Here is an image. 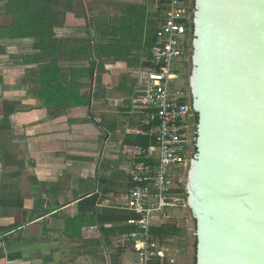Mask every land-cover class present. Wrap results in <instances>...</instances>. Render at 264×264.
<instances>
[{
  "label": "crops",
  "instance_id": "obj_1",
  "mask_svg": "<svg viewBox=\"0 0 264 264\" xmlns=\"http://www.w3.org/2000/svg\"><path fill=\"white\" fill-rule=\"evenodd\" d=\"M10 1L0 0V264H127L129 252L134 264L140 253L130 236L139 217L125 204L142 134L149 136L142 101L167 5L52 0L59 24L43 60L38 38L12 36L18 15L8 13ZM45 65L53 78L43 97ZM92 197L95 209L83 211ZM184 218L165 222L185 228ZM181 239L155 238L165 264H186Z\"/></svg>",
  "mask_w": 264,
  "mask_h": 264
},
{
  "label": "water",
  "instance_id": "obj_2",
  "mask_svg": "<svg viewBox=\"0 0 264 264\" xmlns=\"http://www.w3.org/2000/svg\"><path fill=\"white\" fill-rule=\"evenodd\" d=\"M191 9L185 94L198 123L184 180L196 264H264V0Z\"/></svg>",
  "mask_w": 264,
  "mask_h": 264
},
{
  "label": "built area",
  "instance_id": "obj_3",
  "mask_svg": "<svg viewBox=\"0 0 264 264\" xmlns=\"http://www.w3.org/2000/svg\"><path fill=\"white\" fill-rule=\"evenodd\" d=\"M164 21L159 24L150 47V67L145 82L144 109L148 135L156 147L140 149L131 171V191L125 204L135 212L138 233L131 235L140 253L134 264L164 262V251L156 243L153 228L166 223L170 211L186 209L185 171L193 137L194 115L185 89L174 84L186 71L193 33L191 0H169Z\"/></svg>",
  "mask_w": 264,
  "mask_h": 264
},
{
  "label": "trees",
  "instance_id": "obj_4",
  "mask_svg": "<svg viewBox=\"0 0 264 264\" xmlns=\"http://www.w3.org/2000/svg\"><path fill=\"white\" fill-rule=\"evenodd\" d=\"M52 0H11L8 3L7 11L11 14L18 15V18L15 20L13 26H11L12 36L14 38H38L39 44L37 45V49L41 51V55L43 60L45 59V54L48 50V45L51 47L54 44L52 39V30L53 27L57 26L59 22L52 20L54 17L51 16V10L47 7V3ZM169 0H161L162 4L167 5ZM13 6V7H12ZM49 41V42H48ZM150 54V53H149ZM52 66H44V69L41 72L40 83L43 85L44 90L42 91L43 97H45V89L51 84L52 81ZM188 70V63H186V71ZM57 75V82H58ZM56 80V79H54ZM56 82V81H55ZM76 105H83V100L80 101ZM194 121L198 123V117L194 115ZM141 141L144 143L139 147L148 148L151 145H156V141L154 137H150L146 135V130L142 134ZM184 195L187 197L185 186L182 189ZM97 197H92L86 201V203H81V209L85 212L92 211L95 209L97 204ZM82 206H85L83 209ZM134 219H137V216L134 215ZM153 235L155 238L160 239L163 242L166 238L176 237L178 239L183 238L187 235L186 229L183 227H177L176 224H172L168 222L163 224L161 227H154ZM196 240V239H195ZM196 246L197 240L194 244V263L196 264ZM152 264H161L160 261H154ZM162 264H165L164 262Z\"/></svg>",
  "mask_w": 264,
  "mask_h": 264
},
{
  "label": "rangeland",
  "instance_id": "obj_5",
  "mask_svg": "<svg viewBox=\"0 0 264 264\" xmlns=\"http://www.w3.org/2000/svg\"><path fill=\"white\" fill-rule=\"evenodd\" d=\"M189 69V66H188ZM174 88L176 91L178 90H182L183 88L185 89V91H187V89L189 88V83H188V71H184L182 72V74L180 75L179 79L177 80V82L174 84ZM176 215L178 216L179 220L182 221L183 217L184 218V222H180L182 224H184L185 229H186V233L187 235L184 236L181 240H179V242H181V245L183 246V248L180 249V253L179 256L182 255L180 257V259L182 261H185L186 264H193L194 263V244H195V237L192 236L193 230L195 229V224L191 221H188L189 219L187 218V212H183L181 210H175L170 211V215ZM178 223V224H180ZM185 245V247H184ZM128 258H127V264H129V262L131 261V259H133L135 257V253L133 252H129L128 254Z\"/></svg>",
  "mask_w": 264,
  "mask_h": 264
},
{
  "label": "flooded vegetation",
  "instance_id": "obj_6",
  "mask_svg": "<svg viewBox=\"0 0 264 264\" xmlns=\"http://www.w3.org/2000/svg\"><path fill=\"white\" fill-rule=\"evenodd\" d=\"M196 125H197V124H196L195 121H194L193 130H194V128L196 127ZM193 133H194V131H193Z\"/></svg>",
  "mask_w": 264,
  "mask_h": 264
}]
</instances>
